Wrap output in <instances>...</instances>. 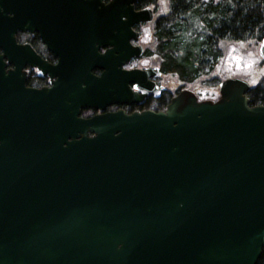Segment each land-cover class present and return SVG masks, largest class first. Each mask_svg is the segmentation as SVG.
Returning <instances> with one entry per match:
<instances>
[{"label":"water","instance_id":"95a60500","mask_svg":"<svg viewBox=\"0 0 264 264\" xmlns=\"http://www.w3.org/2000/svg\"><path fill=\"white\" fill-rule=\"evenodd\" d=\"M85 6L92 41L75 116L114 102L116 75L89 70H115L134 55L128 25L147 16L128 0L76 2V12ZM115 72L128 81L143 74ZM249 90L232 81L215 103L180 91L166 112L75 117L73 131L39 147L0 126V264H255L264 245V102L250 106Z\"/></svg>","mask_w":264,"mask_h":264},{"label":"flooded vegetation","instance_id":"af4514ba","mask_svg":"<svg viewBox=\"0 0 264 264\" xmlns=\"http://www.w3.org/2000/svg\"><path fill=\"white\" fill-rule=\"evenodd\" d=\"M87 1L0 0V126L15 139L34 142L39 147L44 145L45 136L64 129L73 131L75 117L88 119L117 111L125 114L148 111L153 99L151 93L143 95L131 90L133 82L141 88H152L144 74L136 81H128L127 74L115 72L121 70L120 66L115 70L94 66L89 70L92 76L100 77L104 73L111 80L116 75L118 86L111 87L115 90L114 102L102 109L80 108L75 116L77 83L82 81L84 87L87 80L78 76V72L86 67L92 41L87 6L85 12L77 13L76 2L84 5ZM102 47L105 46L97 49L99 54ZM78 63L82 66L78 67ZM34 67L43 74L33 72ZM179 92L177 89L176 94ZM156 99L153 112H159L172 98L166 99L162 94ZM70 140L71 137L67 139Z\"/></svg>","mask_w":264,"mask_h":264},{"label":"clouds","instance_id":"9594fccd","mask_svg":"<svg viewBox=\"0 0 264 264\" xmlns=\"http://www.w3.org/2000/svg\"><path fill=\"white\" fill-rule=\"evenodd\" d=\"M102 3L108 6L112 0H102ZM257 3L261 16L257 24L242 32L238 30V35H233L231 30L223 34L214 31L221 19L227 21L238 8L243 15ZM183 4L186 7H180L178 0H128L133 14L147 13V16L128 25L132 33L128 45L135 54L120 68L124 72H142L152 83L151 89L141 88L136 82L131 85L133 92L151 93L153 99L148 111L156 109V98L162 94L166 99H175L177 89L190 93L198 103H215L229 82L254 86L264 79V0H183ZM119 20L127 23L128 16L122 14ZM166 30L172 32L171 37L162 35ZM206 37L211 39L206 41ZM164 40L177 43L170 55L178 63L191 53L188 78L182 77L179 71L161 70L166 58L158 46ZM110 47H102L100 53ZM31 70L37 75L43 74L39 68ZM47 85L51 86V78ZM167 107L165 104L159 110L166 112Z\"/></svg>","mask_w":264,"mask_h":264},{"label":"trees","instance_id":"16d2710c","mask_svg":"<svg viewBox=\"0 0 264 264\" xmlns=\"http://www.w3.org/2000/svg\"><path fill=\"white\" fill-rule=\"evenodd\" d=\"M178 5L180 7H186V5L183 4V0H178ZM259 7L260 5L257 3L255 7L249 8L247 12L243 13V15H241V9L238 8L234 12L233 16L230 17L227 21L221 19L219 22V26L216 27L214 31L223 34L225 30H231L233 35H238L239 32H242L244 29L250 28L252 25L257 24V22L261 19ZM211 23L212 22L209 21L210 25ZM162 35L171 37L172 32L166 30L164 33H162ZM210 39L211 38L206 37V41ZM176 46L177 43L172 40H164L158 46V50L166 58L165 62L162 64V70L179 71L182 77L188 78L190 67L189 56L191 55V53H188L185 57L182 58V62L178 63L176 59H174L170 55L171 50ZM165 49H168V51H165ZM247 97L249 99L250 106L260 105L264 102V79H262L256 85L251 86L249 92L247 93ZM255 264H264V245Z\"/></svg>","mask_w":264,"mask_h":264}]
</instances>
